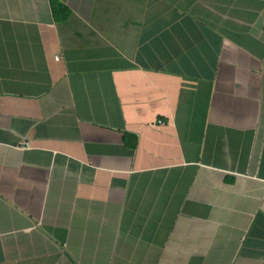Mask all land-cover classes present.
<instances>
[{"label":"crops","instance_id":"1","mask_svg":"<svg viewBox=\"0 0 264 264\" xmlns=\"http://www.w3.org/2000/svg\"><path fill=\"white\" fill-rule=\"evenodd\" d=\"M56 1L0 0V264H264V0Z\"/></svg>","mask_w":264,"mask_h":264},{"label":"trees","instance_id":"2","mask_svg":"<svg viewBox=\"0 0 264 264\" xmlns=\"http://www.w3.org/2000/svg\"><path fill=\"white\" fill-rule=\"evenodd\" d=\"M50 7L53 12V15L57 17V15L61 14L62 17L66 15V11L64 9V6L60 4L56 0H50Z\"/></svg>","mask_w":264,"mask_h":264},{"label":"built area","instance_id":"3","mask_svg":"<svg viewBox=\"0 0 264 264\" xmlns=\"http://www.w3.org/2000/svg\"><path fill=\"white\" fill-rule=\"evenodd\" d=\"M55 58H57V56H55ZM157 122L160 123L161 121H160V120H157ZM23 144H24L25 146H27V143H26V142H23ZM20 148H22V146H20Z\"/></svg>","mask_w":264,"mask_h":264}]
</instances>
